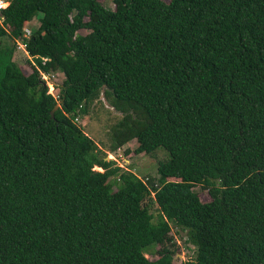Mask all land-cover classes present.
<instances>
[{"label": "trees", "instance_id": "1", "mask_svg": "<svg viewBox=\"0 0 264 264\" xmlns=\"http://www.w3.org/2000/svg\"><path fill=\"white\" fill-rule=\"evenodd\" d=\"M111 1L1 11L0 264H173L171 226L193 246L179 264H264V0ZM100 95L120 113L109 152L168 154L156 181L75 123Z\"/></svg>", "mask_w": 264, "mask_h": 264}, {"label": "rangeland", "instance_id": "2", "mask_svg": "<svg viewBox=\"0 0 264 264\" xmlns=\"http://www.w3.org/2000/svg\"><path fill=\"white\" fill-rule=\"evenodd\" d=\"M104 6L112 8L113 4L111 0H98ZM168 1V0H162ZM28 27L35 28L38 25V15L32 17V19L27 23ZM78 33H84V30H78ZM28 59L24 49L14 47L12 53V60L17 66L23 71V73H28L30 71V65L25 60ZM51 81L56 84L60 83L62 76L58 71L51 70ZM120 117V113L116 111L109 102L100 95L91 105H89L84 113H80L77 116L75 123L80 126L82 132L91 138L97 147L105 153V160L113 161L114 165L120 167L121 169H126L131 171L134 175L140 179L151 178L154 181L157 180L156 165L160 160H165L168 154L163 149H156L152 153L144 154H134L133 148L136 146L134 139H131L127 143L123 144L120 148L109 152L108 147L110 146V129L114 123ZM127 148L128 152L125 154L123 150ZM95 170H100L99 167H94ZM115 186H112L114 189ZM192 190L196 193L199 200L206 202L209 200V196L206 188L202 185H194ZM149 212L152 214V221H155L158 215L157 206L152 203L149 205ZM173 238V245L170 246L174 250L172 254V263L179 264L186 259L192 257L193 246L186 242L185 231L179 228L172 227L170 233ZM158 246L149 248L144 253L149 259H154L156 257L155 251Z\"/></svg>", "mask_w": 264, "mask_h": 264}, {"label": "built area", "instance_id": "3", "mask_svg": "<svg viewBox=\"0 0 264 264\" xmlns=\"http://www.w3.org/2000/svg\"><path fill=\"white\" fill-rule=\"evenodd\" d=\"M9 3V0H0V19L2 18L1 11L4 9ZM30 29L28 27H24L22 37H27L29 35ZM15 46L20 49H24V43L21 38H17L15 40ZM27 55V54H26ZM40 78L45 81L47 86V92L51 94L54 98H57V93L55 92L54 83L50 80L52 74L49 75L44 72H39ZM77 120V117H74V121Z\"/></svg>", "mask_w": 264, "mask_h": 264}, {"label": "water", "instance_id": "4", "mask_svg": "<svg viewBox=\"0 0 264 264\" xmlns=\"http://www.w3.org/2000/svg\"><path fill=\"white\" fill-rule=\"evenodd\" d=\"M58 107V105L57 104H55L54 105V107L50 110V117H53V112H54V110L56 109Z\"/></svg>", "mask_w": 264, "mask_h": 264}, {"label": "crops", "instance_id": "5", "mask_svg": "<svg viewBox=\"0 0 264 264\" xmlns=\"http://www.w3.org/2000/svg\"><path fill=\"white\" fill-rule=\"evenodd\" d=\"M27 56V55H26ZM28 57V56H27Z\"/></svg>", "mask_w": 264, "mask_h": 264}]
</instances>
